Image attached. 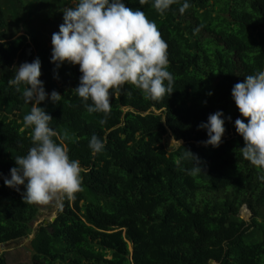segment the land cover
<instances>
[{
  "label": "trees",
  "instance_id": "16d2710c",
  "mask_svg": "<svg viewBox=\"0 0 264 264\" xmlns=\"http://www.w3.org/2000/svg\"><path fill=\"white\" fill-rule=\"evenodd\" d=\"M55 1L62 7L53 14L59 26L64 7L77 0ZM51 2L0 0V246L28 236L38 217L37 204L22 199L24 185L18 192L4 184L15 156L32 147V130L23 127L31 110L22 96L26 85L18 92L8 83L26 48L29 63L41 61L39 79L49 98L39 106L53 117V139L79 161L82 190L61 199L54 219L38 225L30 261L12 264H264V170L240 153L244 140L234 122L247 119L231 94L245 76L264 71V0H187L184 14L185 0L163 14L154 0H122L157 25L168 45L174 90L153 102L125 84L129 94L112 95L105 124L104 114L88 113L72 90L82 75L79 65L56 69L49 37L33 25ZM53 90L62 96L55 104ZM216 111L223 112L226 131L218 147L205 146L207 130L198 126ZM93 134L105 145L96 154L89 148ZM166 135L181 143L169 149ZM187 149L203 168L195 175ZM243 206L251 211L249 221L239 217ZM0 264L11 263L0 254Z\"/></svg>",
  "mask_w": 264,
  "mask_h": 264
},
{
  "label": "clouds",
  "instance_id": "9594fccd",
  "mask_svg": "<svg viewBox=\"0 0 264 264\" xmlns=\"http://www.w3.org/2000/svg\"><path fill=\"white\" fill-rule=\"evenodd\" d=\"M147 2L139 0L140 5ZM174 3L179 0H154L152 6L163 14ZM189 7L185 0L179 12L184 14ZM63 14L59 31L51 36V62L56 69L65 62L79 65L82 75L79 85L72 90L88 113L104 114L100 124H105L111 113L112 95L129 94L125 84L133 85L145 99L153 102L173 92L174 77L167 70L168 45L155 22L142 10L126 7L122 0H77L75 7L65 8ZM15 68L14 77L8 83L18 92L21 84L26 85L22 96L32 107L23 117V127L32 130V147L27 154L15 156L17 166L10 169V178L5 177L4 184L18 192L24 185L21 196L26 204L46 205L54 198L72 200L82 190L81 167L79 161L69 158L63 144L53 139L57 135L49 127L53 117L39 106L49 98L44 82L39 79L41 61L37 57ZM231 94L239 113L247 119V123L241 118L234 122L236 132L244 140L240 153L252 165L264 170V71L245 76L243 82L233 86ZM50 99L55 104L62 96L53 90ZM223 116L222 111H216L198 126L207 130L208 139L201 142L205 146L218 147L222 143L226 131ZM104 147V142L93 134L89 141L93 154ZM184 156L195 159L193 175L203 170L199 158L190 150ZM260 179L264 180V175Z\"/></svg>",
  "mask_w": 264,
  "mask_h": 264
},
{
  "label": "rangeland",
  "instance_id": "374dc122",
  "mask_svg": "<svg viewBox=\"0 0 264 264\" xmlns=\"http://www.w3.org/2000/svg\"><path fill=\"white\" fill-rule=\"evenodd\" d=\"M71 4H74V2H72ZM61 8L58 7V3L55 0H52L51 5L49 7H45L41 9L40 13H38V15H36V17L34 18L33 25L40 27L42 32H44L49 37L50 39V41L48 42L49 45H51L52 34L54 32H57L59 29V26H57L56 19L53 17V14L55 15L56 13H59V10ZM44 17H47V19H49L48 23L41 24L42 19ZM15 29L16 27H12L9 32L11 33ZM17 32H15L14 35H16ZM31 107H32V104L30 103L29 108L31 109ZM164 142L169 149L174 148L181 143V142L174 141L169 135L165 136ZM60 200L61 199L54 198L52 201H50L46 205L37 204L38 217L31 224V227H30L31 232L29 233V235L26 236L25 238L17 240V242L15 243L13 242V244L6 243L0 246V254L4 255L8 263H11V264L17 263V262L26 263L30 261L31 254H32L31 240L34 236V233L40 223L45 222V221L48 222L56 216L57 210L60 208ZM251 215H252L251 211L246 206H243L239 212V217L245 221H249Z\"/></svg>",
  "mask_w": 264,
  "mask_h": 264
},
{
  "label": "water",
  "instance_id": "95a60500",
  "mask_svg": "<svg viewBox=\"0 0 264 264\" xmlns=\"http://www.w3.org/2000/svg\"><path fill=\"white\" fill-rule=\"evenodd\" d=\"M30 57H31V48H26L25 49V62H29L30 61ZM54 218L51 219V221L53 220ZM45 223H47V221H45ZM19 240V239H18ZM13 242H17V240L15 241H11L9 243L13 244ZM210 264H216L213 260H210L209 261Z\"/></svg>",
  "mask_w": 264,
  "mask_h": 264
}]
</instances>
